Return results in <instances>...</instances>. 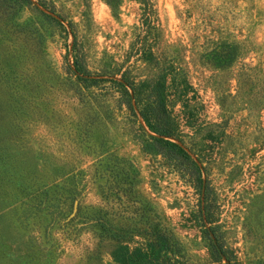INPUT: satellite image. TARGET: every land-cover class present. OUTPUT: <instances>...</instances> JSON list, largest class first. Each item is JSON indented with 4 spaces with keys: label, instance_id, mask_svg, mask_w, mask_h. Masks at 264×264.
I'll use <instances>...</instances> for the list:
<instances>
[{
    "label": "rangeland",
    "instance_id": "374dc122",
    "mask_svg": "<svg viewBox=\"0 0 264 264\" xmlns=\"http://www.w3.org/2000/svg\"><path fill=\"white\" fill-rule=\"evenodd\" d=\"M49 1L50 14L67 33L54 32L45 42L44 57L28 66L26 73L40 83L38 90L23 83L18 87L23 97L45 99L39 109L22 107L14 113L10 73L0 55V264L107 263V242L97 243L87 231L76 232L73 222L60 226L50 207L37 205L39 194L32 195L48 179L43 151L55 156L49 163L60 169L75 165L86 171L93 154L106 150L133 161L138 189L180 239L189 259L211 264L192 215L197 194L170 162L142 151L147 130L138 117L120 107L114 121L98 124L80 143L71 134L59 137L55 128L63 117L75 116L71 94L55 87L66 46L75 39L92 71L119 64L137 23L138 0H120L117 17L102 0H87L86 6L82 0ZM151 3L159 48L176 71L167 72L165 88L176 141L209 180L214 221L236 264H264V0ZM30 14L25 8L21 18ZM232 41L240 43V59L217 66V56L209 51L228 53ZM80 200L97 201L90 183Z\"/></svg>",
    "mask_w": 264,
    "mask_h": 264
},
{
    "label": "trees",
    "instance_id": "16d2710c",
    "mask_svg": "<svg viewBox=\"0 0 264 264\" xmlns=\"http://www.w3.org/2000/svg\"><path fill=\"white\" fill-rule=\"evenodd\" d=\"M102 1L117 17L120 0ZM82 2L86 6L87 0ZM138 2L137 23L119 64H102L92 71L75 39L66 46L63 72L57 75L55 87L71 94L76 103L75 116L63 117L55 128L59 129V137L66 139L71 134V140L80 143L98 124L114 121V111L125 107L147 130L140 142L142 151L170 162L195 190L197 203L192 215L208 250L209 263L236 264L214 221L215 194L209 180L176 141L177 133L165 101L166 74L176 71L159 48L151 0ZM25 8L31 14L22 19L21 11ZM51 9L49 0H0V55L10 73L14 113L22 107L37 110L40 103L46 102L44 98L23 97L18 87L23 83L28 90H38L40 83L32 81L33 76L26 73L28 66L33 67L32 61L44 57L45 42L54 32L67 33L65 26L50 14ZM230 44L228 53L222 49L219 55L218 48L209 51L217 56V66L224 67L240 59V43ZM102 143L100 140L98 145ZM42 156L49 173L38 192L32 193L39 194L37 205L43 210L50 207L48 212L54 214L60 226L73 222L77 224L76 232L87 231L97 243L107 242L110 246L106 264H201L189 259L180 239L138 189V169L132 160L110 150L96 151L90 170L84 171L75 165L60 169L50 164L49 157L55 156L48 151H43ZM86 183L97 195L94 204L81 203Z\"/></svg>",
    "mask_w": 264,
    "mask_h": 264
}]
</instances>
